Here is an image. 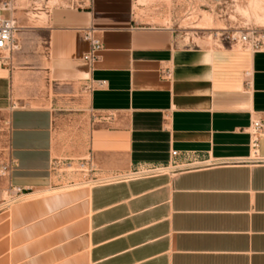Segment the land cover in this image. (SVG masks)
I'll return each mask as SVG.
<instances>
[{
    "label": "crops",
    "instance_id": "crops-1",
    "mask_svg": "<svg viewBox=\"0 0 264 264\" xmlns=\"http://www.w3.org/2000/svg\"><path fill=\"white\" fill-rule=\"evenodd\" d=\"M141 1L54 7L0 60V162L19 198L0 209V264H264V165L183 157L249 155L264 53L187 47ZM88 30L102 45L92 63ZM173 152L180 168L137 175ZM87 157L99 180L60 191L74 180L55 167Z\"/></svg>",
    "mask_w": 264,
    "mask_h": 264
},
{
    "label": "rangeland",
    "instance_id": "rangeland-1",
    "mask_svg": "<svg viewBox=\"0 0 264 264\" xmlns=\"http://www.w3.org/2000/svg\"><path fill=\"white\" fill-rule=\"evenodd\" d=\"M11 1L16 8V16L23 22L19 25L23 27L35 26L38 18L44 14L47 15L46 11L54 7L77 4L80 0H48V2L46 0H24L22 5L17 4V0ZM141 6L144 9L142 14H145L147 18H162L164 24L171 27L182 44L187 47L222 49L229 46L228 36L234 34L240 37L242 34L252 32L256 33L255 36L261 37L260 41L264 43L262 38L264 35V0H143ZM3 15L7 18L9 13L5 12ZM147 22L151 23V21ZM23 31H28L29 39L34 42L35 37H32L33 33H30L33 30ZM42 36L46 38V34ZM41 43L45 44L46 41ZM237 47L241 48L240 45ZM246 49L252 50L250 46ZM97 148L98 146L94 145V149L97 150ZM89 159L91 157L86 158V160ZM8 165V162H0V209L10 207L19 199L15 191L10 188L9 172L3 174V168ZM66 165L59 169L55 168V172L70 177L74 182L70 184V180L64 181L60 191L89 189L95 180H99L93 176L96 173L88 174L87 169L82 171L80 164L73 165L71 168Z\"/></svg>",
    "mask_w": 264,
    "mask_h": 264
},
{
    "label": "built area",
    "instance_id": "built-area-1",
    "mask_svg": "<svg viewBox=\"0 0 264 264\" xmlns=\"http://www.w3.org/2000/svg\"><path fill=\"white\" fill-rule=\"evenodd\" d=\"M48 2V0H46ZM11 0H0V60L9 62L13 54L19 51L20 46L16 39V22L13 18V11L11 10ZM8 12L9 16L6 18L3 13ZM255 32L250 34H242L240 37L234 34L227 37L229 46L240 45L241 48H247L250 46L252 52L264 53V43L260 41L261 37L255 36ZM85 39L90 43L91 51L85 56V60L92 63L95 60L94 54L102 49L101 43L93 36V30H88L84 34ZM264 39V35L262 36ZM264 133V124L261 121L252 122L248 129L249 140V155L246 158H228L217 159L210 162L202 161L200 158L193 154H184L183 157L188 161L187 165L190 168H216V167H244V166H262L264 165V158L260 154V141ZM181 154L177 152L172 153L173 162L167 166L157 168H145L137 173L139 177H152L169 172L172 169L180 168L183 166L179 164V158ZM69 168L71 164H67ZM80 169L84 171L87 169L88 174L96 173V167L92 163L91 159L83 161L80 165ZM56 168V167H55ZM11 165L3 168V174L9 172Z\"/></svg>",
    "mask_w": 264,
    "mask_h": 264
},
{
    "label": "bare ground",
    "instance_id": "bare-ground-1",
    "mask_svg": "<svg viewBox=\"0 0 264 264\" xmlns=\"http://www.w3.org/2000/svg\"><path fill=\"white\" fill-rule=\"evenodd\" d=\"M17 4H20V5H22L23 3H24V0H22V1H20V0H17V2H16ZM15 8V7H14ZM14 8H13V4H12V6H11V10L14 12ZM195 12V11H194ZM193 12V13H194ZM15 13V12H14ZM13 13V14H14ZM198 14V13H197ZM202 15H205V14H202ZM14 16H15V18H17L18 19V21H20L19 20V17L18 16H16V14H14ZM14 16H13V18H14ZM15 18H14V20H15ZM193 19V18H192ZM209 19H210V17H209ZM46 20H48L47 19V15H43V16H40L39 18H38V20H37V23H36V25H43V24H45V22H46ZM202 20V19H201ZM17 21V23H16V28H17V30L18 29H26L27 27H22V26H20L19 25V23L20 22H18ZM15 22H16V20H15ZM204 23V22H203ZM206 24H207V22H205ZM210 24V23H209ZM212 24V23H211ZM210 24V25H211ZM194 27V26H193ZM197 27V26H196ZM200 27V26H199ZM202 27V26H201ZM210 27V26H209ZM213 28V27H212ZM205 29H207V28H205ZM20 34L18 33L17 34V38H18V36H19Z\"/></svg>",
    "mask_w": 264,
    "mask_h": 264
}]
</instances>
